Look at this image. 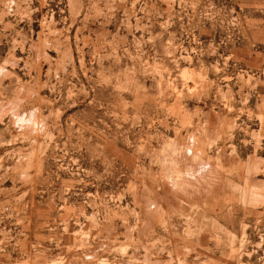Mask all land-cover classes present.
Returning <instances> with one entry per match:
<instances>
[{
    "label": "rangeland",
    "instance_id": "rangeland-1",
    "mask_svg": "<svg viewBox=\"0 0 264 264\" xmlns=\"http://www.w3.org/2000/svg\"><path fill=\"white\" fill-rule=\"evenodd\" d=\"M0 264H264V0H0Z\"/></svg>",
    "mask_w": 264,
    "mask_h": 264
}]
</instances>
